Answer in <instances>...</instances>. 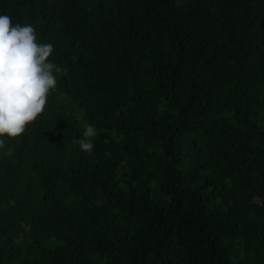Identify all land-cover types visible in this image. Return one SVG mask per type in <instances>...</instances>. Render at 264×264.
<instances>
[{
  "label": "trees",
  "instance_id": "trees-1",
  "mask_svg": "<svg viewBox=\"0 0 264 264\" xmlns=\"http://www.w3.org/2000/svg\"><path fill=\"white\" fill-rule=\"evenodd\" d=\"M65 73L0 151V264H264V0H0ZM96 129L93 150L72 141Z\"/></svg>",
  "mask_w": 264,
  "mask_h": 264
},
{
  "label": "clouds",
  "instance_id": "clouds-1",
  "mask_svg": "<svg viewBox=\"0 0 264 264\" xmlns=\"http://www.w3.org/2000/svg\"><path fill=\"white\" fill-rule=\"evenodd\" d=\"M53 51V44L37 42L31 24H13L9 15H0V151L7 147L4 137L22 136L44 112L57 87L55 74L65 73L49 60ZM96 134L95 127L88 124L82 137L72 143L90 153Z\"/></svg>",
  "mask_w": 264,
  "mask_h": 264
}]
</instances>
